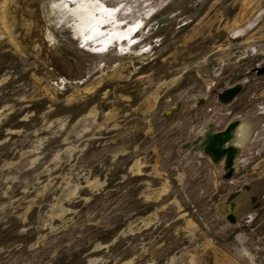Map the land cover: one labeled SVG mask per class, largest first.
I'll return each mask as SVG.
<instances>
[{"label": "rangeland", "instance_id": "374dc122", "mask_svg": "<svg viewBox=\"0 0 264 264\" xmlns=\"http://www.w3.org/2000/svg\"><path fill=\"white\" fill-rule=\"evenodd\" d=\"M62 1L0 0V264H264V0H124L120 30L144 23L102 53L80 34L101 0ZM205 114L258 120L229 179L181 148ZM246 184L258 199L229 222Z\"/></svg>", "mask_w": 264, "mask_h": 264}, {"label": "bare ground", "instance_id": "6f19581e", "mask_svg": "<svg viewBox=\"0 0 264 264\" xmlns=\"http://www.w3.org/2000/svg\"><path fill=\"white\" fill-rule=\"evenodd\" d=\"M88 1L89 2H94L95 0H71V1L63 0L61 3H58L59 5L58 4H55V8H53V9L54 10L55 9L56 10H59L58 12H60V13H63V12H66V13L72 12V13H79L81 15H84V14H86V11H83V10L86 7V3ZM123 1L124 0H101V3H102L101 6L102 7H101V10H100V12L98 14L99 20L96 21V24L99 25V26L94 27V30H93L94 32L93 31L90 32L87 29H84V30H81L80 31L81 36L83 35V40H85L87 42L86 45L91 46L94 50L97 49V50H95V52H97V53L101 52L102 53V50L105 49L106 46H108L111 43H114L116 45H119L120 47H122V46L124 47L126 45L132 46V44L135 43V42H133L134 38H133L132 35L135 33L136 29H138V25L139 26L140 25H143L144 22H141V21L144 20L145 18H143L142 16H138L136 18L132 17L134 19H132L129 22L136 23L135 26L134 27L132 25H131L132 27L127 26L124 30H120V28L124 27L126 23L124 25H122L124 19H121V18H119L116 15V12H117L116 10L122 4ZM259 2L260 1L258 0V1H255L254 3L257 4ZM62 10H64V11L62 12ZM242 13H243V14H241L242 16L243 15L248 16V14L250 12L248 10H244V12H242ZM122 16H124V15H122ZM22 19H24V18H22ZM81 20H82V18H81ZM244 21L245 20H243L242 18H240L236 22L243 23ZM30 30H31V28H30ZM92 34H94V35H92ZM247 39H252V38L249 37ZM125 41H126V43H124ZM96 45H99L98 48H95L94 47ZM128 46H126V47H128ZM117 49H118V47H117ZM122 50L125 51V49H120V51H122ZM247 51L248 50L246 49L243 54H248ZM91 89H94V87L91 88ZM172 108L173 107H169V108L165 109L164 110V114L168 110H170ZM171 114H172V112L169 113L168 115H171ZM207 116H208V114H205V117L206 118H207ZM210 123L211 124H214V125H216V127H218L219 126V123H220V119L207 118L203 122V124L200 126V127H202V132L207 133L209 131V129H210ZM257 124H258V120L256 118H249V117L248 118H246V117L245 118H241V123H240V125L238 126V128H237V130L235 132V135H234L233 140L231 141V144L237 145L241 149L240 158L243 156V153H244V150L246 149V146L249 145V143L251 142V140L253 138V135L256 133ZM195 157L196 156H192L191 157L192 160H194ZM235 165H236L237 170L239 171V165H238V163L236 162ZM246 185H250V186H247L246 187V190L243 191L242 193H240L238 196H236V195L233 196L232 199H231V201H230V203L228 205H225V207H224L225 213L226 214H229L230 213V214L234 215L236 217V220L238 218V213L242 212L241 211L242 208H246L247 206H250L249 204L255 203L257 201L256 198H255V196H257V195H254L256 193V191H257V187L255 185H251V184H246ZM243 186L244 185H242V187ZM242 187L239 190H236V191H233V192L240 191L242 189ZM228 197H227V199H228ZM155 201H157V200H155ZM231 219H227V220L229 222H233L234 218H231ZM197 261L200 262V260H197Z\"/></svg>", "mask_w": 264, "mask_h": 264}, {"label": "water", "instance_id": "95a60500", "mask_svg": "<svg viewBox=\"0 0 264 264\" xmlns=\"http://www.w3.org/2000/svg\"><path fill=\"white\" fill-rule=\"evenodd\" d=\"M168 20L169 18H163L160 19L158 23L159 25H162L165 23V21ZM245 60L246 59H242L240 60V62H243ZM243 87H244L243 84H237L233 87L223 90L221 93L218 94L219 104L227 105L231 103L241 93ZM195 100H196L195 107H200L206 101V98L196 97ZM180 106L181 103H178L174 108L168 110L164 114L165 117H169L170 115L168 116V114L171 112L174 113L180 108ZM240 123H241V118L232 120L222 130H218L219 126L216 127V125L210 123V129L207 133L202 132L201 135H199L195 140L193 141L190 140L185 142L181 148L184 151L189 152L188 157L191 160V163L189 162V166L193 164L192 163L193 160L191 157L192 156L197 157L198 156L197 153H199L201 154V156L208 157L216 165L223 164L225 170L223 177L225 179H229L234 174L238 173L235 164L237 160L240 158L241 149L237 145L231 144V141L233 140L235 132L238 126L240 125ZM247 186L250 185H244L240 191L231 193V195L226 200L225 204L228 205L232 197L235 195L238 196L240 193L245 191ZM255 198L256 200L258 199L257 196H255ZM233 216L234 215L229 213L227 214V219L234 218L233 222H235L236 217Z\"/></svg>", "mask_w": 264, "mask_h": 264}, {"label": "crops", "instance_id": "0c3cea01", "mask_svg": "<svg viewBox=\"0 0 264 264\" xmlns=\"http://www.w3.org/2000/svg\"><path fill=\"white\" fill-rule=\"evenodd\" d=\"M247 147V146H246Z\"/></svg>", "mask_w": 264, "mask_h": 264}]
</instances>
